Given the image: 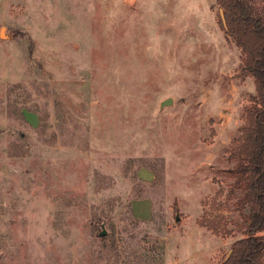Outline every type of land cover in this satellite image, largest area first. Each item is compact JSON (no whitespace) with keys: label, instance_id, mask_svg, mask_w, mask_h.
Wrapping results in <instances>:
<instances>
[{"label":"rangeland","instance_id":"1","mask_svg":"<svg viewBox=\"0 0 264 264\" xmlns=\"http://www.w3.org/2000/svg\"><path fill=\"white\" fill-rule=\"evenodd\" d=\"M223 22L216 0H0V264L222 263L255 94Z\"/></svg>","mask_w":264,"mask_h":264},{"label":"trees","instance_id":"2","mask_svg":"<svg viewBox=\"0 0 264 264\" xmlns=\"http://www.w3.org/2000/svg\"><path fill=\"white\" fill-rule=\"evenodd\" d=\"M216 3L223 13L222 26L228 39L241 50V68L252 76L255 86L253 102L244 107V122L229 153L236 159L229 171L234 178L232 187L241 190L240 201L248 211L242 220L243 235L232 241L221 264H263L264 16L255 13L251 0H216ZM204 222L214 232H220L218 223Z\"/></svg>","mask_w":264,"mask_h":264},{"label":"crops","instance_id":"3","mask_svg":"<svg viewBox=\"0 0 264 264\" xmlns=\"http://www.w3.org/2000/svg\"><path fill=\"white\" fill-rule=\"evenodd\" d=\"M200 195L198 196V198H197V204H196V207H195V209L194 210H192L193 212H192V214H191V216H192V218H191V220H195L196 221V216L198 215V213L202 210V208H201V205H200ZM140 201H144L145 203H147V207L149 208V213H148V215L147 214H142V212H140L141 210H140V206H139V203L138 202H140ZM182 201V200H181ZM131 210H132V213L135 215V216H137V217H139V218H143V219H145V218H149L150 216H151V214H152V210H153V206H152V198L150 197V196H143V197H136V198H133L132 200H131ZM206 235V234H205ZM204 235V236H205ZM192 246H194V244H191ZM199 245V242L197 243V246ZM188 246L189 245H187L186 247H185V249H183V251L184 252H188L189 250H190V247H189V249H188ZM187 249V250H186ZM230 251V247H229V250H228V252ZM228 252H227V254H228ZM187 254V253H186ZM184 255V254H183Z\"/></svg>","mask_w":264,"mask_h":264},{"label":"water","instance_id":"4","mask_svg":"<svg viewBox=\"0 0 264 264\" xmlns=\"http://www.w3.org/2000/svg\"><path fill=\"white\" fill-rule=\"evenodd\" d=\"M169 102H172V98H171V97H167V98H165V99H163V100L161 101L162 104L169 103ZM177 217H178V216H176V218H177Z\"/></svg>","mask_w":264,"mask_h":264}]
</instances>
